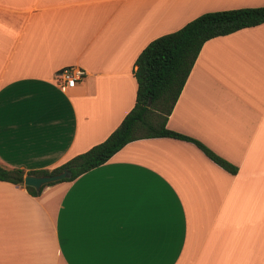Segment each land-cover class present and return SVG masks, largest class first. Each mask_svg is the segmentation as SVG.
<instances>
[{"label":"crops","instance_id":"obj_1","mask_svg":"<svg viewBox=\"0 0 264 264\" xmlns=\"http://www.w3.org/2000/svg\"><path fill=\"white\" fill-rule=\"evenodd\" d=\"M264 0H0V166L52 170L134 105V60L206 12ZM84 77L64 88L55 75ZM165 127L71 181H0V264H264V23L207 40Z\"/></svg>","mask_w":264,"mask_h":264},{"label":"trees","instance_id":"obj_2","mask_svg":"<svg viewBox=\"0 0 264 264\" xmlns=\"http://www.w3.org/2000/svg\"><path fill=\"white\" fill-rule=\"evenodd\" d=\"M261 23H264V6L206 12L178 30L153 39L134 60V105L102 142L50 171L24 173L0 166V181L21 186L26 174L52 175L63 168L69 170L70 178L62 181H71L105 163L127 143L146 138H172L191 143L212 163L235 174L236 168L203 144L168 130L165 124L204 42ZM23 188L32 197L38 196L42 190L36 192L29 187Z\"/></svg>","mask_w":264,"mask_h":264},{"label":"water","instance_id":"obj_3","mask_svg":"<svg viewBox=\"0 0 264 264\" xmlns=\"http://www.w3.org/2000/svg\"><path fill=\"white\" fill-rule=\"evenodd\" d=\"M70 178V172L67 168H63L60 172L52 175H30L26 174L22 178L24 187L32 188L34 191H39L41 188Z\"/></svg>","mask_w":264,"mask_h":264},{"label":"built area","instance_id":"obj_4","mask_svg":"<svg viewBox=\"0 0 264 264\" xmlns=\"http://www.w3.org/2000/svg\"><path fill=\"white\" fill-rule=\"evenodd\" d=\"M84 77V72L79 69H64L55 75L56 81L64 88H72L75 83Z\"/></svg>","mask_w":264,"mask_h":264}]
</instances>
